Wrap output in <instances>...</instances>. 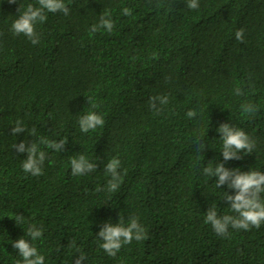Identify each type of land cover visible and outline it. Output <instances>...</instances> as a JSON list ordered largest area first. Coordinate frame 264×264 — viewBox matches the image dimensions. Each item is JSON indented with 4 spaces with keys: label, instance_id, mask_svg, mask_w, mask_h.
<instances>
[{
    "label": "trees",
    "instance_id": "trees-1",
    "mask_svg": "<svg viewBox=\"0 0 264 264\" xmlns=\"http://www.w3.org/2000/svg\"><path fill=\"white\" fill-rule=\"evenodd\" d=\"M64 2L69 14L46 13L33 45L11 24L19 4L22 13L37 0H0V264L22 261L11 243L31 242V225L43 230L32 243L44 264H74L81 254L83 264H264V224L229 227L221 237L205 223L211 206L235 215L224 191L235 192L203 173L221 162L264 172V0H198L195 10L188 0ZM101 15L114 22L111 32H92ZM156 96L168 98L156 102L159 112L150 104ZM247 103L254 115L242 111ZM89 111L105 124L85 133L79 119ZM17 120L26 131L15 136ZM222 123L255 141L251 155L223 160ZM41 139L67 144L57 152ZM21 141L45 151L42 175L23 171L27 153L14 148ZM81 155L98 167L74 176L70 161ZM113 158L123 179L109 192L105 165ZM14 214L24 216L19 226ZM120 217L125 225L137 217L147 237L112 257L97 233Z\"/></svg>",
    "mask_w": 264,
    "mask_h": 264
},
{
    "label": "clouds",
    "instance_id": "clouds-1",
    "mask_svg": "<svg viewBox=\"0 0 264 264\" xmlns=\"http://www.w3.org/2000/svg\"><path fill=\"white\" fill-rule=\"evenodd\" d=\"M9 4H16L17 0H7ZM38 7L28 4L26 9L21 13L20 4L18 7L19 16L12 22L11 30L15 35H23L31 41L33 45L39 42V34L36 31V25L47 20L46 13L62 12L64 15L69 14V7L64 0H37ZM187 7L197 9L199 7L198 0H188ZM123 15L130 16L132 10L125 7L122 10ZM115 27L110 16L101 15L98 25H94L92 32L104 29L111 32ZM244 30L236 31L235 37L238 41L243 42ZM155 55V54H154ZM236 94L240 95V89H236ZM90 106L94 109L98 107L88 98ZM157 101L160 104H167L166 96L152 97L151 107L157 112ZM242 111L248 115H254L257 111L256 106L250 103L241 105ZM196 115L195 111H189L187 116L193 118ZM105 120L102 115L95 111H89L79 119V126L82 132L95 131L98 127H103ZM23 122L17 120L15 126L11 128V133L15 136L25 132ZM220 134L219 139L222 141V151L224 161L241 160V153L251 155L255 148V141L242 129H238L229 123H222L216 129ZM34 135V132H33ZM41 144L47 148L57 152H61L66 144L67 139L60 141H49L41 139ZM14 148L18 153H27V158L22 164L23 171L32 176H40L43 174L42 166L46 159L45 151L39 149L37 143L21 141L16 143ZM205 148L203 141H198L195 145V151L202 153ZM71 172L74 176H83L87 173L94 172L98 165L90 162L84 155L78 158H72ZM121 161L118 158L111 159L105 165L106 174H110V179L107 182V191L116 192L122 182V176L119 171ZM203 173L209 177H216V187L221 189L222 186H227L228 189L234 190L235 194L231 195L224 191V201L228 202L230 209L235 215L218 216L215 206H211L206 212L205 223L211 224L214 232L221 237L229 235L228 229H243L245 231L251 228L259 229L264 224V172L261 171H241L239 168L229 169L225 167L223 162L216 163L215 167L208 164L203 169ZM13 219L19 226L24 222L23 215L14 214ZM43 233L42 228H37L35 225L29 226L27 233L31 238L22 237L13 241L12 247L18 250L22 261L18 260L16 264H44L45 257L41 255L32 241L41 238ZM97 236L103 241L101 248L110 256L115 257L124 245L130 244L133 240L141 241L146 239V229L139 223L137 217H131L125 225L122 218H119L118 223L113 224L105 222L101 227ZM74 246V244H73ZM86 257L81 254L76 258L74 264H83Z\"/></svg>",
    "mask_w": 264,
    "mask_h": 264
}]
</instances>
